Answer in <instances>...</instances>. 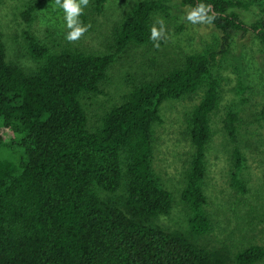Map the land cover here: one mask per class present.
Instances as JSON below:
<instances>
[{
    "label": "trees",
    "instance_id": "trees-1",
    "mask_svg": "<svg viewBox=\"0 0 264 264\" xmlns=\"http://www.w3.org/2000/svg\"><path fill=\"white\" fill-rule=\"evenodd\" d=\"M44 1L28 0L22 12L26 23ZM104 2L89 0L80 16L91 25L88 32ZM168 2L136 0L113 25L103 51L67 40L50 44L25 31L34 62L28 70L7 59L0 31V144L2 134L17 132L23 151L18 163L0 158V264L264 262L263 244L230 252L195 240L211 229L202 183L211 117L222 99L214 51L186 54L165 68L128 78L119 98L89 123L88 100L102 94L110 68L129 48L153 47L150 28L159 18H169ZM201 2L213 5L217 14L211 25L221 32L220 54L228 53L234 31L253 32L264 48L262 0ZM181 3L194 7L197 0ZM252 6L260 15L246 23L236 9ZM248 88L241 83L239 93ZM199 92L187 119L194 152L181 193L189 210L188 229H167L156 220L170 213L174 199L153 166L154 129L162 122L163 102ZM260 118L264 121V105ZM238 122L237 109H227L223 130L232 143L231 181L244 192Z\"/></svg>",
    "mask_w": 264,
    "mask_h": 264
},
{
    "label": "rangeland",
    "instance_id": "rangeland-1",
    "mask_svg": "<svg viewBox=\"0 0 264 264\" xmlns=\"http://www.w3.org/2000/svg\"><path fill=\"white\" fill-rule=\"evenodd\" d=\"M136 0H105L100 14H96L93 28L79 41L83 49L103 51L111 42L113 25ZM264 3V0H262ZM28 0H3L0 3V31L3 34L7 59L18 62L26 70L34 66L28 54L25 31L43 41H64L67 29L63 12L54 8V0H45L26 23L22 16ZM169 18L163 19L168 39L160 47L129 48L112 65L102 94L88 100L89 123L92 124L103 108L119 98L126 80L141 71L155 72L177 62L183 55L212 50L216 53L222 75V99L211 117V135L206 150V174L202 187L206 195L205 210L211 221L208 233L195 240L209 248L226 247L235 252L249 244L264 245V121L260 111L264 105V48L253 32L234 31L228 53L220 51L221 32L211 24H191L185 19L189 5L181 0H169ZM246 23L260 14L256 7L244 11L236 9ZM53 36V38L50 36ZM248 90L240 94V85ZM201 92L161 104L162 122L154 129L153 166L163 184L173 194V205L166 216L156 222L167 229H188L189 210L181 193L186 184L194 148L187 132V119ZM236 108L239 115L238 139L245 156L241 172L246 191L237 189L231 181L232 143L223 130L227 109ZM20 134L1 135L0 158L18 163L23 157L17 145ZM264 264V262L259 263Z\"/></svg>",
    "mask_w": 264,
    "mask_h": 264
},
{
    "label": "clouds",
    "instance_id": "clouds-1",
    "mask_svg": "<svg viewBox=\"0 0 264 264\" xmlns=\"http://www.w3.org/2000/svg\"><path fill=\"white\" fill-rule=\"evenodd\" d=\"M89 5V0H54L53 7L63 12V19L67 32L65 39L70 43L79 41L91 25L84 24L79 18L84 14V9ZM185 19L191 24H211L217 19L213 5L197 0L194 7L187 11ZM159 25V27H157ZM150 41L153 47L159 48L160 41H167L168 36L163 19H158L150 28Z\"/></svg>",
    "mask_w": 264,
    "mask_h": 264
}]
</instances>
